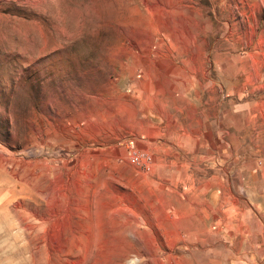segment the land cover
I'll list each match as a JSON object with an SVG mask.
<instances>
[{
	"label": "rangeland",
	"instance_id": "rangeland-1",
	"mask_svg": "<svg viewBox=\"0 0 264 264\" xmlns=\"http://www.w3.org/2000/svg\"><path fill=\"white\" fill-rule=\"evenodd\" d=\"M150 68H188L218 120L248 105L241 162L219 171L235 182L183 187L185 229L224 194L264 224V0H0V264H264V234L231 261L166 245V192L182 187L161 185L147 146L160 141L137 90ZM130 138L154 153L149 170Z\"/></svg>",
	"mask_w": 264,
	"mask_h": 264
},
{
	"label": "crops",
	"instance_id": "crops-1",
	"mask_svg": "<svg viewBox=\"0 0 264 264\" xmlns=\"http://www.w3.org/2000/svg\"><path fill=\"white\" fill-rule=\"evenodd\" d=\"M187 71L188 68L178 70L150 68L143 74V78L138 80L137 90L144 101L146 113L148 112L152 118L149 122L148 136L150 138L160 136V141H150V146L147 144L156 154L154 168L161 174L160 183L168 188L182 187L177 190V194L170 190L166 192L167 204L176 199L181 208H170L166 204V210L175 216L171 223L161 224V234L164 235L170 250H182L191 246L190 248L205 254L216 252L219 256L223 252L221 258L231 261L236 258L234 254L236 251L251 250L259 244L258 237L264 234V224L259 217L252 216L250 219L247 210L242 208V211L236 214L232 201L227 200L230 196L224 194L220 202H217V210L209 213L207 218H200V226L191 227L188 231L184 227L182 212L186 192L183 187L190 188L195 194L200 191L206 192L208 189L220 192L223 187L231 188L235 180L222 178L219 171H232L233 161L241 162L242 144L240 147L236 146L234 139L236 132L241 133L246 127V123L241 121L242 118L239 120L237 117L248 115V105L246 101L240 100L236 102L233 112L236 114L234 121L228 120L227 117L218 120L216 97L210 93L209 99H204L201 90L197 88L199 86L185 77L191 75ZM229 107L231 104L226 105L221 112L229 114L232 112ZM153 152L151 153L154 154ZM218 152L221 158L230 160L231 163L227 161L224 164L220 161L218 163L216 161ZM235 166H239L241 171L243 164L237 163ZM194 167H197L199 175L201 171L204 172L203 179L197 180L190 175L189 172H193ZM168 218L170 219V216Z\"/></svg>",
	"mask_w": 264,
	"mask_h": 264
},
{
	"label": "built area",
	"instance_id": "built-area-1",
	"mask_svg": "<svg viewBox=\"0 0 264 264\" xmlns=\"http://www.w3.org/2000/svg\"><path fill=\"white\" fill-rule=\"evenodd\" d=\"M127 148L128 158L131 163L138 165L146 170H149L151 168L150 166L153 162V156L150 153L141 150L137 146L133 138H130L128 140Z\"/></svg>",
	"mask_w": 264,
	"mask_h": 264
}]
</instances>
